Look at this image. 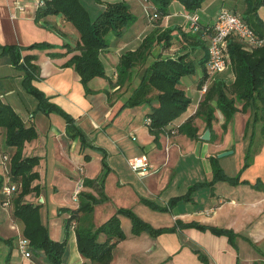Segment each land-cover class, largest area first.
Instances as JSON below:
<instances>
[{
	"label": "crops",
	"instance_id": "obj_1",
	"mask_svg": "<svg viewBox=\"0 0 264 264\" xmlns=\"http://www.w3.org/2000/svg\"><path fill=\"white\" fill-rule=\"evenodd\" d=\"M37 1L0 0V44L25 47L44 41L55 46L51 49L22 51V55L36 56L34 63L39 66L40 73L32 84L50 102L71 115L88 140L99 148L90 150L91 158L84 160L79 141L67 135L63 118L54 112L44 114L38 111L37 100L22 86V71L13 67L8 56H0V98L15 110L25 125L32 124L37 132L36 138L25 142L22 155L38 157L34 167L38 177L33 184H37L40 190L38 194L33 192L26 195L24 200L39 205L40 220L47 227L50 238L58 241L64 237L63 220L69 213L58 211L59 207L76 208L77 194L82 190L97 195L93 188L83 186L79 179L99 177L103 171L102 158L105 155L108 172L103 181V191L108 200L96 204L93 212L84 216L81 224L96 227L115 214L117 208L123 207L132 209L142 222L154 230L151 233L146 229L139 235H133L130 218L119 214L126 238L113 248L111 264H204L193 252L194 249H199L207 256L208 264H263L264 190L255 189L249 184L232 185L226 181H217L212 191L203 186L192 193L190 201L178 202L169 212L152 210L141 201L144 197L159 205H166L170 198L184 195L193 184L204 183L175 179L178 168L185 173L191 170L192 174V165L194 167L193 163H196L194 160L202 159L209 181L212 178L209 157L221 151L217 150L216 145L210 146L201 138L206 129L200 117L194 119L198 139L193 140L177 132L171 135L163 133L157 144L145 125V116L150 106L142 104L122 107L138 85L141 70L139 65L133 67L132 75L135 76L132 80L117 84L120 55L135 50L143 38L154 30L178 26L187 31L185 15L188 12L183 6L173 0L168 14L155 19L145 11V7L152 8L149 1L104 0L105 5L126 2L136 20L123 29L119 36L112 32L107 35L109 45L100 53L107 78H92L88 82L91 92L87 94L73 67L64 66L77 53L72 50L79 40L77 30L61 14L48 15L44 19L47 26L36 23L34 15ZM100 6L98 10L105 8L104 4ZM238 7L243 9L242 0H204L197 11L199 22L211 25L222 8ZM257 14L264 22V5L258 8ZM53 27L60 29L61 34ZM174 41L179 44V40ZM62 44L68 47H62ZM174 44L164 50L161 44L154 43L156 55L160 53L163 57H176L183 52L185 42L177 46ZM206 52L207 49L198 48L191 53L190 58L197 63L203 56L207 57ZM49 53L58 55L50 56ZM153 59L154 56L150 55L148 62ZM202 75L197 67L190 79H184L186 76L181 78V87L190 97L191 103L187 111L169 124L167 129L177 127L195 112L202 98L197 86ZM218 76L228 78L227 83L233 80L230 68ZM152 105L155 106V102ZM247 113L250 112H237L235 115L241 121L237 135H244L249 118ZM257 132L256 129L251 164L240 174V180L249 183L257 180L264 182V136ZM259 134L263 138L256 142ZM214 137L212 133V139ZM13 152L14 148L4 144V130L0 128V237H14L9 245L0 242V261L10 252L9 264H45L42 252L32 253V257H24L20 252L13 256L16 241L22 236L23 224L13 218L12 196L7 197L2 192V186L11 182L10 159ZM139 154H146L149 163L148 170L143 173L132 171L128 163L130 158ZM229 163L221 161L219 164L227 175L235 176L241 169V162L232 168V174L227 172ZM177 220L228 229L236 236L229 242L226 235H216L210 230L176 228ZM100 238L104 240V236ZM61 264H91L78 251L73 227L68 232Z\"/></svg>",
	"mask_w": 264,
	"mask_h": 264
},
{
	"label": "trees",
	"instance_id": "obj_2",
	"mask_svg": "<svg viewBox=\"0 0 264 264\" xmlns=\"http://www.w3.org/2000/svg\"><path fill=\"white\" fill-rule=\"evenodd\" d=\"M44 6H37L34 20L41 26H47L45 18L48 15L61 14L64 19L70 22L79 34V40L72 50L76 51L65 63L64 66L73 67L79 76L85 93L91 92L88 82L94 77L107 78L104 65L100 59V53L108 45L107 35L114 33L116 36L121 31L129 27L136 16L129 10V6L124 1L107 3L106 7L94 18H91L86 8L80 0H44ZM152 5L149 9V16L156 14V18L164 17L169 12V5L173 0H146ZM188 14H197L204 0H177ZM243 9L239 7L228 9L241 16L248 23L254 33L264 36V22L257 14L260 6L264 5V0H242ZM61 34V30L53 27ZM187 31L181 27H168L161 31L154 30L147 34L139 46L133 51H126L119 57L117 63V84H124L133 71V67L140 63V81L127 98L124 107H135L142 104L150 106V111L145 116V125L153 135V141L158 144L160 134L171 135L175 132L183 134L190 139H198V128L194 119L200 117L205 122V129L211 132L214 112L219 109L225 117V125L231 120L236 112H250V118L246 121L244 135H247L250 128L245 161L242 168L235 176L227 175L218 162L216 155L210 156L209 161L212 170V178L204 183H195L190 186L184 195L174 196L169 199L166 205H159L148 198H141V201L150 209L159 212H169L178 202L190 201L191 195L197 189L206 186L212 191L213 185L217 181H226L232 185L239 183L249 184L258 190H264V182L257 180L249 183L240 180L241 171L246 169L252 161L253 143L255 139L257 125L259 131L264 135V44L256 47H248L236 36H230L227 41V51L229 55V68L233 74V80L229 83L222 79L213 80L202 95L195 112L188 116L184 122L175 128L167 129L168 125L179 118L187 111L191 99L181 87L183 76L194 74L197 67L202 71L198 88L201 89L207 78V52L195 63L190 58L198 48L207 49L208 38L214 31V22L211 25H202L198 18V29L193 30L188 27ZM178 39L183 45V52L176 57L158 54L148 62V55L154 43H159L163 47L169 48ZM55 46L47 42H36L25 47L18 45L0 44V56H8L11 64L16 69L22 71V86L27 93L37 100V110L44 114L54 112L60 115L65 122V130L68 136L77 138L79 149L83 152L84 160L91 158L90 150H99L86 137L85 133L76 125L75 119L66 113L61 107L49 101V98L32 81L39 78V66L34 63V54L22 55L23 50H44ZM62 47H68L62 44ZM50 56H57V53H49ZM148 62V63H147ZM155 102V106L152 103ZM239 104L240 106H238ZM150 121L147 122L146 119ZM0 128L4 130V144L14 148L10 159L11 182L17 183L19 189L12 194V215L23 224L22 236L28 240L30 252L33 254L42 252L45 256V264H61L62 256L65 252L68 232L74 228L76 244L79 253L91 264H111L112 251L118 242L126 238L119 220V214H125L131 221V233L139 235L148 229L151 233L154 230L146 223L142 222L132 209L119 207L116 213L98 226L85 227L81 224L84 216L93 212L94 206L108 200L103 191V181L108 172L105 155H103V171L95 179H82V185L95 190L97 195L79 191L77 194L78 205L76 208L59 207L58 211L68 212L69 216L63 220L64 237L61 240L50 238L47 227L40 220L39 205L27 202L24 197L30 193L38 194L40 187L33 184L38 173L34 167L38 163L37 156L23 157L22 149L25 142L31 141L37 136V132L32 124L25 125L15 110L0 98ZM2 181H0L1 188ZM212 193V192H211ZM176 228L193 227L199 230H210L216 235H226L229 242L236 236L231 230L203 225L197 222H182L177 220ZM104 236V240H101ZM13 238L4 239L0 237V242L11 244ZM193 252L204 264H208L207 256L199 249ZM10 252L4 259V264L10 260ZM2 264V263H0ZM264 264V263H263Z\"/></svg>",
	"mask_w": 264,
	"mask_h": 264
},
{
	"label": "built area",
	"instance_id": "obj_3",
	"mask_svg": "<svg viewBox=\"0 0 264 264\" xmlns=\"http://www.w3.org/2000/svg\"><path fill=\"white\" fill-rule=\"evenodd\" d=\"M45 1H37V6H44ZM145 11L149 13L148 7H145ZM151 18H155L156 14H152ZM185 18L189 23V28L193 30L198 29V15L186 14ZM230 36H236L240 41L246 44L248 47H256L264 44V36H257L250 28L248 23L244 21L240 15L222 8L214 20V31L208 38L207 46V65L205 79L200 92L203 94L208 85L215 80L216 76L224 72L229 68V55L227 51V41ZM147 122L150 120L147 118ZM134 139V138H133ZM6 159V156H3ZM129 167L132 171L137 173H143L148 170L149 163L146 154H139L129 159ZM81 185V184H80ZM19 189L17 183L8 182L2 186V192L7 197H11L12 194ZM9 201L6 200V204ZM28 240L20 236L18 240V250L24 257H30V247Z\"/></svg>",
	"mask_w": 264,
	"mask_h": 264
},
{
	"label": "rangeland",
	"instance_id": "obj_4",
	"mask_svg": "<svg viewBox=\"0 0 264 264\" xmlns=\"http://www.w3.org/2000/svg\"><path fill=\"white\" fill-rule=\"evenodd\" d=\"M80 2L86 8V10L88 11V13L91 16V18H94L100 11L103 10V9L102 10H98V8H101V6H100L101 4L102 5L104 4V6L106 7L104 0H80ZM97 4H98V6H96ZM156 31L158 32L159 30L157 29ZM176 40H178V39H176ZM179 42H181V41H179ZM174 43H175L174 45H176V46L179 45V44L176 43V41ZM156 44H159V43L156 42ZM154 47L155 46H152V48L150 49L149 54L153 55L154 57H156L157 55H156V50H154ZM161 48L164 49V50L168 49L167 47H163V46ZM150 55H148V59L147 60H149ZM138 65L140 66V63H138ZM139 66H135V67H139ZM134 76L132 75V73H130L129 79L127 81L132 80V78ZM190 76L191 75H187L184 79H190ZM215 79H222L223 81H226L228 78L225 79V78H220L219 76H216ZM237 105L240 106L239 104H237ZM235 115H237V112L231 117V120L226 124V127H224V125L226 123L225 117L223 116V114L220 112L219 109H216L215 112H214L215 118L212 121V131H213L215 137L213 139L209 138V140H205V141H207V143L210 144V146L216 145L217 146L216 147L217 150H221L220 152L215 154L216 156L219 153H222V152H225V151H231L228 155L218 158V162L219 163L221 161L230 162L229 166H228L230 168L227 167V172L231 173V174L234 172V170L232 168L235 167V166H238V164H240L239 162H241V167L240 168H242V166L244 164V161H245V154H246V151H247L248 143L250 142L249 137H250V134H251V128H250V130H249L247 135H243V136L239 135V134L237 135L238 130L240 129V126H241V121L237 118L238 116L236 117ZM247 115L252 121V116L250 117V113H247ZM219 117H221V119ZM259 130L260 129L258 127L257 128V131H258L257 133H260ZM260 134H259L256 142L261 141V139L263 138L262 136H264V135L261 134L262 135L261 136ZM194 161H196V163L197 162L198 163L197 164L195 162L193 163L194 167L192 165V168H193L192 169V174H191V170H189V171H187L185 173L184 171H181L180 168H178L175 179L176 180H181V181H184V180L207 181L206 178H207V174L208 173L204 169V166L202 164V162H203L202 159L194 160ZM222 169L224 170V172L226 171L224 168H222ZM79 180L82 181V178H80ZM205 191H207V190H205ZM13 239H14V237H13ZM18 240H19V238L16 241L15 249H13V256L19 254ZM1 262H4V259H3V261H0V263Z\"/></svg>",
	"mask_w": 264,
	"mask_h": 264
},
{
	"label": "water",
	"instance_id": "obj_5",
	"mask_svg": "<svg viewBox=\"0 0 264 264\" xmlns=\"http://www.w3.org/2000/svg\"><path fill=\"white\" fill-rule=\"evenodd\" d=\"M201 138H202L203 140H209V138H210V130H209V129H206V130L202 133ZM230 152H231V151H225V152L219 153V154L217 155V157L220 158V157L226 156V155H228Z\"/></svg>",
	"mask_w": 264,
	"mask_h": 264
}]
</instances>
